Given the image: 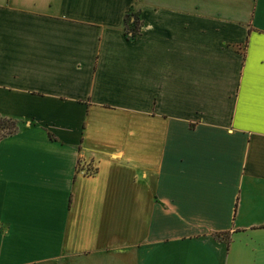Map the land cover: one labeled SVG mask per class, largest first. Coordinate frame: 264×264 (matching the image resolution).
Masks as SVG:
<instances>
[{"label": "crops", "instance_id": "1", "mask_svg": "<svg viewBox=\"0 0 264 264\" xmlns=\"http://www.w3.org/2000/svg\"><path fill=\"white\" fill-rule=\"evenodd\" d=\"M0 114V264H264V0H0Z\"/></svg>", "mask_w": 264, "mask_h": 264}, {"label": "trees", "instance_id": "2", "mask_svg": "<svg viewBox=\"0 0 264 264\" xmlns=\"http://www.w3.org/2000/svg\"><path fill=\"white\" fill-rule=\"evenodd\" d=\"M143 22L139 12H135L132 8L124 16V33L128 38H136L140 34ZM19 120L13 117H6L0 114V139L14 135L19 129ZM53 138V135L51 136ZM80 164V163H79ZM98 170L97 167L88 166L82 169L85 175H93Z\"/></svg>", "mask_w": 264, "mask_h": 264}, {"label": "rangeland", "instance_id": "3", "mask_svg": "<svg viewBox=\"0 0 264 264\" xmlns=\"http://www.w3.org/2000/svg\"><path fill=\"white\" fill-rule=\"evenodd\" d=\"M1 113H3V112H1ZM120 119L119 118H117L116 119V121H119ZM106 135H107V133H106ZM99 136H102V134L101 133H99ZM108 136H109V140H112V139H118V137H119V133H118V131H116V129H112V131L111 132H109L108 133ZM103 137V136H102ZM129 138H130V140L133 142V140H135L136 139V136H129ZM112 143L114 142L115 143V141L114 140H112L111 141Z\"/></svg>", "mask_w": 264, "mask_h": 264}]
</instances>
